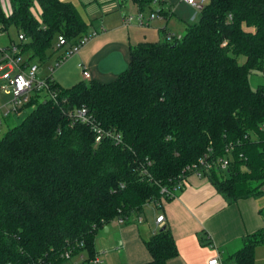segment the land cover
<instances>
[{
	"label": "trees",
	"instance_id": "16d2710c",
	"mask_svg": "<svg viewBox=\"0 0 264 264\" xmlns=\"http://www.w3.org/2000/svg\"><path fill=\"white\" fill-rule=\"evenodd\" d=\"M115 1L148 16L157 0ZM199 13L180 38L131 46L111 81L62 87L46 77L54 98L35 94L24 105L32 110L0 138V264H64L66 251L88 264L99 229L162 208L178 192L170 198L161 188L200 159L227 160L205 176L228 203L264 197V85L253 89L248 79L264 73V0H209ZM10 26L23 38L0 57L13 45L43 63L59 36L73 44L89 24L71 1L0 0V32ZM82 106L108 137L95 142L90 125L73 120ZM258 212L264 222V207ZM143 243L150 260L141 264L178 254L167 227ZM261 245L264 224L223 263L254 264Z\"/></svg>",
	"mask_w": 264,
	"mask_h": 264
},
{
	"label": "crops",
	"instance_id": "0c3cea01",
	"mask_svg": "<svg viewBox=\"0 0 264 264\" xmlns=\"http://www.w3.org/2000/svg\"><path fill=\"white\" fill-rule=\"evenodd\" d=\"M66 1L74 3L83 19L92 26L88 34L96 32L76 54H73L71 67L80 69L78 64L81 63L90 74L89 80L101 82L111 81L125 70L131 46L140 42L162 41L170 34L174 36L173 33H169L167 22H173L179 31L184 32L187 23H183L175 12L177 13L180 8L191 7L182 0H157L153 4L154 13L161 10L164 14L158 13L160 16L158 20L153 18L147 24H140L136 17H133L135 12L138 13L134 4L131 10L122 11V5L114 9L113 4L105 3L110 0H98L96 3L98 5L101 3L102 6L90 11L92 18L98 20L94 25L81 13L76 0ZM174 6L177 7L175 12L172 11ZM126 16L133 19L127 21ZM156 20L159 23L154 22ZM162 20H165V24H161ZM69 68V64L66 63L59 71ZM53 80L58 82L56 79ZM261 199L246 198L228 203L214 190L206 176L196 177L193 174L187 176L186 183L178 195L164 202L163 212L155 215V218L159 214L164 216L163 227L170 230L178 251L177 256L169 259L167 264H207V260L215 255H219L223 262L225 255L235 252L242 246V238L246 234L264 224L258 212L260 207H264ZM155 218L154 224L157 226ZM116 227L118 246L113 245L116 241L114 237L111 238L112 241L100 244L95 236L94 248L101 256L103 264L148 262L150 255L143 240L148 239L153 232L140 230L133 222ZM105 230L108 231L109 227L106 226ZM260 247L255 248V258Z\"/></svg>",
	"mask_w": 264,
	"mask_h": 264
},
{
	"label": "built area",
	"instance_id": "2783aa9c",
	"mask_svg": "<svg viewBox=\"0 0 264 264\" xmlns=\"http://www.w3.org/2000/svg\"><path fill=\"white\" fill-rule=\"evenodd\" d=\"M183 2L190 5L192 8H199V4L202 1L197 0H182ZM147 16V15H146ZM142 13H137L136 20L140 24H147L149 20L156 18L155 13H150L147 17ZM133 19L131 16H126L125 20L130 21ZM96 34L95 31H92L90 34H86L78 39L77 42L73 44H69L67 40L63 36H59L57 38V46L58 47H67L64 56L61 58L59 62H56L58 65L61 61H63L67 56L76 54L82 46H84L89 39ZM19 39H22V35L18 36ZM171 38V35L167 36V40ZM222 45H225L223 43ZM18 52L17 48L11 45L9 48L3 51L2 56L0 57V69L7 68L8 71L0 76L1 79L5 80V84L3 85V90L8 92L11 95L10 100V108L6 110L2 117H7L11 113L19 114L20 109L27 104L30 99L37 93L44 92L48 94L51 98H54V94L50 92L46 78H39L37 76L38 65L34 62H29L27 59H23L22 56L16 55ZM78 67L82 71V76L84 79L89 80L90 74L81 63L78 64ZM50 76L53 72L51 68L49 70ZM71 117L74 121H79L83 124H88L92 128L95 133V142H99L102 138L108 137L109 133H106L101 128H99L95 123L92 122L90 115L85 107L76 108L71 114ZM120 137L117 136V141ZM221 169H225L227 167V160L219 159L216 162L210 161L205 162L203 159H200L198 163L192 164L188 170H190L191 174L196 177H204L206 172L211 168L215 167V165ZM187 177L178 178L172 185L171 188L162 187L160 193L166 197H175V194L181 190L185 183ZM156 204H152L153 208H156ZM127 219H119L118 223L122 224ZM142 218L138 217L137 222H142ZM164 216L159 214L155 218V223L157 224V229L162 228L164 226ZM65 258L64 264H85V258L83 255L71 256L69 251H66L63 254ZM103 260L101 256L95 254V256L89 260L88 264H102ZM207 264H223L219 255H215L207 260Z\"/></svg>",
	"mask_w": 264,
	"mask_h": 264
},
{
	"label": "rangeland",
	"instance_id": "374dc122",
	"mask_svg": "<svg viewBox=\"0 0 264 264\" xmlns=\"http://www.w3.org/2000/svg\"><path fill=\"white\" fill-rule=\"evenodd\" d=\"M197 1H202L201 4H199V6H204L208 3L209 0H197ZM76 2L78 3V6L80 8L81 13L86 18L90 19L91 23L96 25L95 22H97L98 20L96 18H92L93 16H91L90 11L93 10L94 8L102 6V4L100 3L98 5V3H96V2L90 3V2H87V0H76ZM105 3L113 4V6L115 7L114 9L119 8L118 7L119 4H117V2L115 0H112V1L110 0V1H107ZM132 6H133V4L131 2H126L124 5L121 6L122 7L121 10L122 11H129V10H131ZM3 7H4V11L6 13H8L9 12V6H8V3L6 1L3 2ZM176 8H175V6H174V8L172 7V11L175 12ZM177 13H179L180 15ZM177 13L175 12L176 16L178 18H180L183 23H190V24L197 22L199 19V16H200L199 8H197V9H193L191 7L180 8V9H178ZM155 15L157 16L156 18L158 20V18H160L159 14L155 13ZM136 16H137V13L135 12V16H133V17L135 18ZM157 20L154 22L159 23V21H157ZM160 22H162L161 24H165V20H162ZM166 27H167L168 31H170L169 33L174 34V36H172L169 39L170 41H173L175 38H180V35H183V33H184L183 31H179L176 28V26H174L173 22H171V21L166 23ZM91 28H92V26L89 24L88 31H90ZM161 37L162 38L164 37V33L161 34ZM18 40L19 39H18V35H17L15 28L10 26L7 31L0 32V49H3L5 47H7L8 45H10L11 41L17 42ZM65 49H66L65 47H55V46L53 48L48 49L46 52L48 58L43 63H40L38 60L33 59L32 62H34L38 65L37 76L39 78L48 77L50 75L49 70L52 68L53 72L51 74V78L56 79L58 81L57 83L63 87H69L75 83H78L79 81L88 82L89 80L83 78L81 71H80L81 69H76L75 67H71L73 55L67 56L63 61H61L58 65H56L57 56H59V55L64 56ZM22 58L27 59V56L23 54ZM244 60H245V57L242 55L238 56V58H237V61L239 64H242L244 62ZM66 63L69 64L70 68L68 70H65V71H63V70L59 71L60 67L62 68L63 65ZM7 71H8L7 68L0 69V76ZM58 76L61 77L62 79L58 78ZM248 79H249V84L253 89H255L259 85H264V73L253 71L249 74ZM4 84H5V80L0 78V138L5 134V132L8 130L9 127L16 125V124H20L22 122V120L24 119V117L33 108L32 105L31 106H23L20 109L19 114L11 113L7 117L3 118L2 114L10 108V100L12 98L8 92L3 90L2 87ZM45 94L46 93L41 92V94L37 100L42 101ZM177 195H178V193H177ZM260 202L264 203V197H262ZM158 212H163L162 208L155 209L151 206H144V208L141 212H139L138 214H136V213L132 214L125 221L126 222H133L134 224L139 226L140 230H144L147 232H153L154 230H157V226H155V224H154V218ZM138 217H141L143 219V221L138 223L137 222ZM126 222H124V224ZM124 224L123 223L120 224V223H118V220H114L113 222H111L107 225L109 227L108 231H106L105 228L99 229L96 233L97 242H99L100 244H103V243L105 244L106 242L112 241L111 238L113 239V237H114V241L115 240L116 241L113 243V245L118 246V243H119L118 238H117L118 231H117L116 226L117 225H124ZM260 248L261 249H258L259 251H257L256 258L254 260V264H264V245H261ZM256 259H257V261H256Z\"/></svg>",
	"mask_w": 264,
	"mask_h": 264
}]
</instances>
